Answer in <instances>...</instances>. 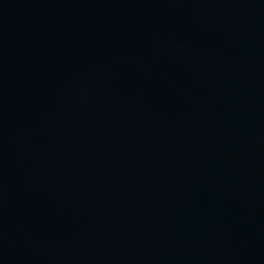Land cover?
Masks as SVG:
<instances>
[{
    "label": "water",
    "instance_id": "95a60500",
    "mask_svg": "<svg viewBox=\"0 0 264 264\" xmlns=\"http://www.w3.org/2000/svg\"><path fill=\"white\" fill-rule=\"evenodd\" d=\"M0 264H264V0H0Z\"/></svg>",
    "mask_w": 264,
    "mask_h": 264
}]
</instances>
